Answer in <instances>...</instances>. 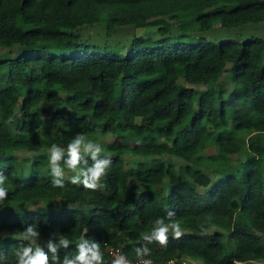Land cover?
Returning a JSON list of instances; mask_svg holds the SVG:
<instances>
[{"label":"trees","instance_id":"trees-1","mask_svg":"<svg viewBox=\"0 0 264 264\" xmlns=\"http://www.w3.org/2000/svg\"><path fill=\"white\" fill-rule=\"evenodd\" d=\"M100 23L108 33L126 25L157 30L134 37L121 55L84 39ZM261 24L264 0H0V50L18 48L15 56L0 52L7 264H15L19 243L12 236L33 223L46 252L54 233L72 241L58 250L61 258L84 237L100 243L103 264L113 261L107 246L136 260L142 236L168 211L184 234L169 233L166 248L153 243L147 258L264 260V39L217 43L202 35ZM78 133L93 141L115 135L100 142L112 164L95 191L67 177L64 189L51 186L47 149ZM33 149L31 164L18 159ZM123 154L142 160L136 170ZM165 155L183 163L168 164Z\"/></svg>","mask_w":264,"mask_h":264},{"label":"clouds","instance_id":"clouds-1","mask_svg":"<svg viewBox=\"0 0 264 264\" xmlns=\"http://www.w3.org/2000/svg\"><path fill=\"white\" fill-rule=\"evenodd\" d=\"M48 166L52 177L53 188L64 189L66 173L68 181L72 185H82L84 189L98 190L101 181L107 174L112 160L103 154L102 145L88 138L87 134L78 133L66 143H52L47 149ZM91 159V163L87 158ZM7 176L0 172V203L8 197V189L4 186ZM206 234V229L201 228ZM169 233L174 239L183 236V229L179 220L175 219V212L168 211L166 217L156 218L148 233L142 236L143 243L134 249L138 264H153L150 245L158 243L166 248L169 240ZM0 238L3 235L0 234ZM13 239L19 243L13 247L12 256L15 264H103V252L100 243L94 240L81 237L75 245V250L65 254L62 258L58 254L60 248L67 249L71 244L67 236L54 233L46 242L47 252L41 245L40 232L37 224H29L23 231L16 232ZM112 264H132L128 257L116 250L113 253ZM0 261L7 264V258L0 253ZM234 264H241L234 261Z\"/></svg>","mask_w":264,"mask_h":264},{"label":"rangeland","instance_id":"rangeland-1","mask_svg":"<svg viewBox=\"0 0 264 264\" xmlns=\"http://www.w3.org/2000/svg\"><path fill=\"white\" fill-rule=\"evenodd\" d=\"M156 27H134L132 25H126V26H120L115 29H113L110 33H108V30L106 28L105 23H100L96 27H93V29L89 30V34L87 35L86 32L84 35V39L88 40L90 44L98 45V46H108L109 50L115 51L120 53L121 55H127L129 52V46L133 41L134 37H146L149 35H152L156 32ZM204 37H206L208 40H214L215 42H220L221 40L225 39H235L244 41L246 39L252 38V37H259L264 39V24L261 25H248L244 28H234V29H221L219 26H216L213 30L209 32H205L202 34ZM18 48L13 47L11 49H5L0 50V52H5L10 56H15L17 54ZM227 84V90L228 92H231L233 90V84L231 80L228 78L226 80ZM227 98L229 99V93L227 95ZM98 139V140H97ZM97 141L95 142H102V143H111L115 140V135L110 133L106 136H97ZM214 149L212 148L211 151ZM38 154L37 149L33 150H24L17 153V157L19 160H23L26 162V164H31V162L35 159L36 155ZM123 160L125 165H130L133 167V169H137L139 166V162L142 161L140 158L137 157H131L130 155L123 154ZM163 160L168 163H174L177 167L183 163L182 160H179L175 157L165 155L162 157ZM232 160L237 161V157L233 159H227L225 163H230ZM29 165L27 166V168ZM209 168H216V164L207 165ZM68 175H71V173H66V177ZM130 185L132 187H139L140 185L132 179L130 181ZM201 191L208 193L210 190V187L207 188H201ZM28 205L32 206L34 203H29ZM63 205V201L57 199L56 200V206ZM4 211V210H3ZM2 211V212H3ZM1 212V213H2ZM41 244L44 243V241H39ZM225 244L227 245V253H230L232 250V247H228V239L225 237L224 239ZM188 263L191 264H204L201 261H195L191 259H187ZM245 264H264V260H256L252 261L250 263Z\"/></svg>","mask_w":264,"mask_h":264},{"label":"built area","instance_id":"built-area-1","mask_svg":"<svg viewBox=\"0 0 264 264\" xmlns=\"http://www.w3.org/2000/svg\"><path fill=\"white\" fill-rule=\"evenodd\" d=\"M116 250H119L120 252H122L124 254V251H123V249L121 247H113V246H107L106 247L107 254L112 259H114L113 253ZM128 259L132 262V264H138L137 259L136 260H133V259H130V258H128ZM153 264H189V263H188V260L186 258H173V259H168V260L161 261V262L153 261Z\"/></svg>","mask_w":264,"mask_h":264}]
</instances>
